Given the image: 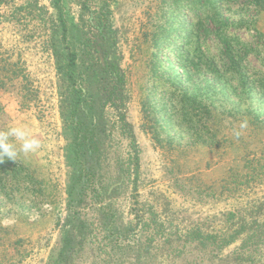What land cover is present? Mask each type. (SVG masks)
<instances>
[{
    "label": "rangeland",
    "instance_id": "rangeland-1",
    "mask_svg": "<svg viewBox=\"0 0 264 264\" xmlns=\"http://www.w3.org/2000/svg\"><path fill=\"white\" fill-rule=\"evenodd\" d=\"M193 2L0 0V264H264V9Z\"/></svg>",
    "mask_w": 264,
    "mask_h": 264
},
{
    "label": "clouds",
    "instance_id": "clouds-1",
    "mask_svg": "<svg viewBox=\"0 0 264 264\" xmlns=\"http://www.w3.org/2000/svg\"><path fill=\"white\" fill-rule=\"evenodd\" d=\"M247 122L240 127L245 128ZM237 137L240 135L236 133ZM41 147V141L26 126H11L0 130V162L4 160L17 161L21 155L27 156L35 153Z\"/></svg>",
    "mask_w": 264,
    "mask_h": 264
},
{
    "label": "trees",
    "instance_id": "trees-1",
    "mask_svg": "<svg viewBox=\"0 0 264 264\" xmlns=\"http://www.w3.org/2000/svg\"><path fill=\"white\" fill-rule=\"evenodd\" d=\"M194 1H195V2H193V7L194 8H196V7L198 8V7L201 6V5H198V3L196 4V2H198V0H194ZM244 2H245V4H243V5H245L244 7H248V6L249 7H252L254 9V12L255 13L264 9V0H244ZM215 34H216V32H215ZM218 34L219 35H217V37L219 38V40L222 43H224L223 44L225 46V49L224 50L227 51V52L223 53V55H225V57H227L228 59H230L231 61H233L234 60V57L239 58V56L242 54V57H240V59L243 60V56H244L243 51H241V49H232L231 51H229L228 50L229 47H227L226 41L223 38L222 34L221 33H218ZM259 34L261 35V33H259ZM5 60L3 61L4 63L7 62ZM263 62H264V60H263ZM6 64H7V66H6L5 69H6V72H9V74L8 73H5V75H4L5 78H7L8 80H11L13 78L18 77L17 76V70H16V68H14L16 65L15 64H12L10 62H8ZM2 79L3 78L0 76V84L3 83ZM256 87H258V88L264 87V79H261V84L257 85ZM258 116L259 115H257V114L255 115L254 114V120H256L258 118ZM5 164L11 165L12 168L19 167V165H18L19 163L17 161L15 162V161H12V160H4L3 162H0V167L3 166V165H5Z\"/></svg>",
    "mask_w": 264,
    "mask_h": 264
}]
</instances>
